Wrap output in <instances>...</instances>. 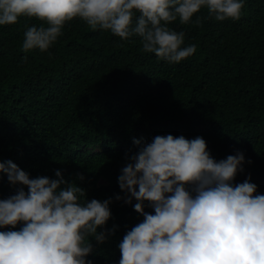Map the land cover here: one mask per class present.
I'll use <instances>...</instances> for the list:
<instances>
[{"label":"trees","instance_id":"1","mask_svg":"<svg viewBox=\"0 0 264 264\" xmlns=\"http://www.w3.org/2000/svg\"><path fill=\"white\" fill-rule=\"evenodd\" d=\"M196 16L199 24L169 22L184 31L182 47L197 46L175 63L145 52L137 35L121 39L80 18L45 51L22 48L26 27L45 21L21 16L0 26V161L11 159L30 177L56 178L60 169L85 200L112 197L111 216L97 226L112 231L103 242L88 238L92 264H118L119 242L143 219L135 198H115L124 196L121 168L142 146L134 137L199 135L217 160L241 150L233 184L250 178L264 193V0H245L238 20H216L206 8ZM20 187L27 191L0 173V199ZM144 210L154 211L147 201Z\"/></svg>","mask_w":264,"mask_h":264},{"label":"clouds","instance_id":"2","mask_svg":"<svg viewBox=\"0 0 264 264\" xmlns=\"http://www.w3.org/2000/svg\"><path fill=\"white\" fill-rule=\"evenodd\" d=\"M245 0H0V26L21 16L45 24L27 26L22 48L45 51L63 34L66 22L80 18L91 29L110 30L121 39L141 38L145 52L170 63L196 51L183 46L184 31L169 22L199 24L195 13L206 8L216 20H238ZM142 145L120 170L124 203L143 219L119 242L118 264H264V193L246 178L233 184L243 171L245 156L236 150L226 158L210 155L206 140L197 135H156ZM248 162H251L250 159ZM0 173L14 194L0 199V264H92L89 237L103 242L112 229L97 231L111 216L112 197L84 199L85 190L65 180L30 177L11 159L0 161ZM83 179V174H79ZM145 201L154 211L144 210ZM115 227V226H114Z\"/></svg>","mask_w":264,"mask_h":264}]
</instances>
